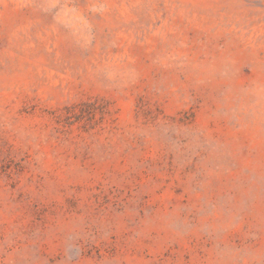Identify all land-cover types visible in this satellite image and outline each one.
I'll list each match as a JSON object with an SVG mask.
<instances>
[{
  "label": "rangeland",
  "instance_id": "obj_1",
  "mask_svg": "<svg viewBox=\"0 0 264 264\" xmlns=\"http://www.w3.org/2000/svg\"><path fill=\"white\" fill-rule=\"evenodd\" d=\"M0 264H264V0H0Z\"/></svg>",
  "mask_w": 264,
  "mask_h": 264
}]
</instances>
